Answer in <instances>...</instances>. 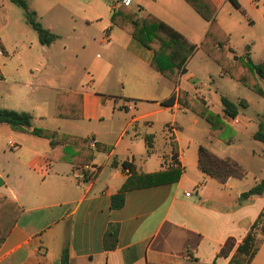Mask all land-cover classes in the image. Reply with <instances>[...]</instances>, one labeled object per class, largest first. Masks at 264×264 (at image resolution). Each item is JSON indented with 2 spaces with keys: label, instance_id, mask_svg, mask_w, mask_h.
Here are the masks:
<instances>
[{
  "label": "crops",
  "instance_id": "1",
  "mask_svg": "<svg viewBox=\"0 0 264 264\" xmlns=\"http://www.w3.org/2000/svg\"><path fill=\"white\" fill-rule=\"evenodd\" d=\"M84 1L92 7L93 0ZM103 1L111 5L110 15L102 19L107 23L101 41L105 57L91 64L92 79L81 81L78 89L57 87L55 68L45 57L26 61L29 53H23L32 43L15 51L19 60L0 61V109L30 113L31 130L58 134L53 141L0 126L16 133L10 134L11 152L3 151L9 156L0 167V193L17 213L0 247V264H62L65 250L69 264H230L264 210V195L245 196L262 181L248 184L249 175L220 183L205 174L199 167L200 147L221 159L232 158L228 150L216 151L194 139L186 143L181 135L179 117L189 111L178 102L181 91L206 106L217 103L210 86L189 68L210 23L186 0H131L130 7L121 0ZM210 1L217 23L230 37V52L237 44L247 54L256 36L264 38V0H236L240 9L230 0ZM121 7L142 18L154 16L197 47L177 84L150 66V49L112 23ZM36 13L39 20L41 13ZM244 25L259 27V32ZM56 35L49 49L62 40ZM235 35L240 37L236 43ZM0 45L1 58L8 52ZM172 97V106L163 105ZM54 98L55 122L47 125ZM220 110L228 122L224 107ZM232 120L240 124L239 116ZM193 124L199 120L193 118ZM97 143L109 149L100 151ZM124 187V206L113 209L112 199ZM111 228H117V238L109 240L115 245L109 250ZM230 239L236 246L229 257H220ZM256 239L259 251L251 264H264L260 229Z\"/></svg>",
  "mask_w": 264,
  "mask_h": 264
},
{
  "label": "rangeland",
  "instance_id": "2",
  "mask_svg": "<svg viewBox=\"0 0 264 264\" xmlns=\"http://www.w3.org/2000/svg\"><path fill=\"white\" fill-rule=\"evenodd\" d=\"M26 1L31 10L40 11V23L45 28H52L56 34L62 36V40L54 44L51 49L43 46L39 41L38 34L28 24L25 11L10 0H0V41L8 52V55L1 57L0 61H4L6 57L15 61L19 60L20 56L15 55V51L20 50L22 45L32 43L34 46L29 45L31 47L29 52L23 53L24 56L29 53L26 61L45 57L55 68L51 72H55L53 77L58 83L57 87L78 89L81 81L92 79L91 64H95L96 60L105 57V48L101 41L107 23L102 19L110 15V2L106 5L103 0H93L90 8L84 0H67V4L70 2L69 5L63 3V0ZM85 16L89 18V21L84 19ZM244 28L249 32L251 30L259 32V27L250 29L244 25ZM239 39L240 37L237 35L234 36L235 43ZM255 39V43L250 44L251 57L256 64H264V38L258 35ZM226 48L228 49V58L234 63V55L243 57L246 54V49L237 44L233 53L228 47ZM2 49L0 45V50ZM189 68L210 86L212 94L216 97L215 100L217 99V103L211 104L209 107L191 96L195 99L192 101L195 106H206L212 114H222L220 109L224 106L221 97L224 96L234 102L245 100L250 104V107L240 110L239 125L229 119L228 122L226 121L228 127L226 131L212 141L209 139L211 125L205 118L188 109L186 117H181V115L179 117V125L183 128L181 130L182 137L186 143L194 139L203 146H210L216 151L227 149L229 157L237 159L247 168L249 175L247 183L255 185L257 181L264 179V144L252 138L253 133L264 129V95L258 94L250 87L231 78L222 70L227 76L223 77L220 65L203 50L200 55L191 60ZM254 76L258 87L264 92V80H261L256 74ZM53 95H56V91L53 92ZM54 113L55 98L48 106L47 115L49 116L45 120L47 125L55 122ZM193 118L199 120L198 125L194 126ZM195 127L197 131L193 132L192 128ZM10 134L16 133H13L10 127H0V167L9 156L3 155V151L11 152L8 148V143L11 140ZM228 139L233 141L228 143ZM254 153H257L258 156H255Z\"/></svg>",
  "mask_w": 264,
  "mask_h": 264
},
{
  "label": "trees",
  "instance_id": "3",
  "mask_svg": "<svg viewBox=\"0 0 264 264\" xmlns=\"http://www.w3.org/2000/svg\"><path fill=\"white\" fill-rule=\"evenodd\" d=\"M10 1L25 11L28 24L38 34L39 41L43 46H50L59 39L58 35L46 29L40 23L36 11L30 9L26 0ZM186 1L210 23L209 32L200 45V49L220 65L222 70L231 78L250 87L258 94L264 95V92L258 87L256 79H254V74L260 79H264V64H255L253 62L250 56V48L245 56L235 57V63L230 60L228 58V49L226 48L230 37L215 19L216 7L210 0ZM230 1L240 9V5L236 0ZM112 23L129 33L134 40L140 42L153 52L149 63L154 70L176 84L179 82L181 75L186 72L189 59L197 50L195 45L190 44L181 34L154 16L149 15L146 18H142L127 8L121 7L118 12L114 13ZM2 79L3 75L0 72V80ZM192 101H195V99L189 94L184 91L180 92L178 98L179 104L205 118L211 125V135L213 137H218L219 134L226 131L228 128L227 123L222 116L212 114L206 106H195ZM174 102L175 97H172L163 102V105L172 106ZM222 104L224 106L225 116L231 119H236L241 109H247L249 107L248 103L244 100L239 103H234L226 97H222ZM32 121L33 116L30 113L0 109V126L9 125L13 130L18 132L29 133L53 141L57 139L58 134L55 132L40 129L31 130ZM253 139L264 144V129L262 128L254 134ZM66 141L70 143L72 139L67 138ZM81 141L83 143L87 142L86 140ZM232 141V139L227 140L228 143ZM96 148L100 151L109 149L100 143L96 144ZM92 159L93 156L88 160V163H91ZM124 167H128V164L124 163ZM199 167L205 174L217 179L220 183H226L231 178L245 179L248 175L246 169L236 160L232 158L221 159L204 147H200L199 150ZM2 185L3 182L0 180V186ZM125 192L126 188L124 187L118 195L113 197V209L123 208ZM262 195H264V180L245 194L246 197ZM9 202L10 200L4 194L0 193V247L9 235L13 221L17 218V213L8 205ZM258 229L264 234V210L244 242L239 246L238 255L231 260L230 264H251L259 251V244L256 239V231ZM111 238H117V228H111L106 235V248L109 250L115 248L114 244L109 245ZM235 246L236 241L234 239L228 240L220 253V257H229ZM69 262V254L65 250L62 255V264H69Z\"/></svg>",
  "mask_w": 264,
  "mask_h": 264
},
{
  "label": "built area",
  "instance_id": "4",
  "mask_svg": "<svg viewBox=\"0 0 264 264\" xmlns=\"http://www.w3.org/2000/svg\"><path fill=\"white\" fill-rule=\"evenodd\" d=\"M121 4L126 7H130L132 5L131 0H121ZM1 53V51H0Z\"/></svg>",
  "mask_w": 264,
  "mask_h": 264
}]
</instances>
